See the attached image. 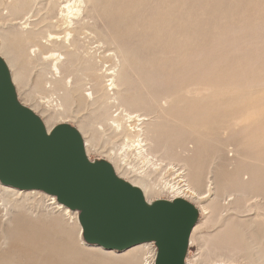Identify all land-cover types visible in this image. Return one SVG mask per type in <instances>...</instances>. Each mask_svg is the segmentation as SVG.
<instances>
[{
  "label": "rangeland",
  "instance_id": "obj_1",
  "mask_svg": "<svg viewBox=\"0 0 264 264\" xmlns=\"http://www.w3.org/2000/svg\"><path fill=\"white\" fill-rule=\"evenodd\" d=\"M14 1L0 0V55L6 58L3 53L9 52V57L13 54L17 57L9 70L16 101L25 109L32 110L46 123L49 131L61 124L81 133L88 143L89 161L110 164L115 175L125 182L146 183L148 203L174 198L175 195L169 191H148L151 185L156 189L163 188L161 177L168 175L172 185L184 188L185 194L179 193L183 195L181 198L195 206L196 223H202L204 217L198 208L200 203L191 191L185 190L192 174L182 177L178 173L180 170H174L179 168L176 164L185 163L191 169L194 164L210 162L208 158L198 160L189 157V153H183L180 143L187 139V128L191 129L189 125H198L194 123L198 119L195 116L190 118L188 114L196 111L197 107L211 108L213 100L202 98L208 91L198 95L180 91V88L188 82L213 80L217 74L220 78L214 81L223 80L221 77L228 79L227 68L231 62L238 67L245 60L244 55L254 58L264 55V0H82L81 4L68 0L67 3L79 8V13L67 18L77 22L79 30L77 34L71 32L70 36H66L71 29L63 26L67 24H64L61 12L67 0H32V12L22 14V18L15 22L29 18L35 23L36 32L43 31L45 37L54 35L51 40L44 39L46 42L41 49L46 55L53 52L62 55V68L69 72L67 80L81 78L82 83L79 84L82 88L75 92L54 80V72L50 69L51 57L48 60H28L23 55V48L30 44L25 43V35L21 31L16 32L19 31L17 25L5 18L7 8ZM57 19L60 21L55 23ZM73 37L76 42L69 47ZM34 49L32 47L29 51ZM86 64L94 67V76L85 73ZM114 67L118 68V76L127 74L126 82L110 91L106 86L110 77L106 73ZM200 77L203 79H198ZM93 83L97 85L96 94L90 101L86 94L90 92L89 84ZM170 92H173L172 101L164 99ZM112 96L117 98L116 101ZM252 102L256 109L263 108L264 94L260 98L254 97ZM124 109L137 110V113L150 118L158 115L155 117L158 126H146L147 130L156 128L153 145L159 151L156 156L151 155L152 152L150 155L140 153L134 136L129 134L126 137L124 132L112 126V115L118 113L116 117L120 118ZM124 122L127 128L135 124L134 121ZM197 145L204 150L212 147L207 142ZM221 171L219 168L216 170L218 174ZM232 187H239V184ZM196 189L203 191L204 185L196 186ZM225 189L232 190L230 186H225ZM37 196L29 198L22 211L13 207L12 198L3 201L7 212L0 226L3 236L0 255L4 259L0 264H35L27 260L24 252L14 253L17 245L35 251L38 257L45 255L47 250L52 254L50 247H62L64 258L60 264L123 263L126 250H114L110 254L102 249L89 250L88 247L93 246L77 241L78 225L68 216L54 212L50 208L52 205H44L46 202L35 198ZM3 202L0 197L1 206ZM231 211L228 216L239 221L247 218L242 216L247 213L237 215L236 211ZM211 216V221L201 225L191 245L187 246L184 263L248 264L252 252L247 249L246 241L240 238L233 244L224 242L223 221L214 223V210ZM17 218H22L25 224L17 223ZM3 229L6 234H3ZM25 231H33L34 235L28 240L24 237L17 240V235ZM245 236L248 237L247 233ZM137 255L142 258L144 254ZM197 257L199 259L195 260Z\"/></svg>",
  "mask_w": 264,
  "mask_h": 264
},
{
  "label": "bare ground",
  "instance_id": "obj_2",
  "mask_svg": "<svg viewBox=\"0 0 264 264\" xmlns=\"http://www.w3.org/2000/svg\"><path fill=\"white\" fill-rule=\"evenodd\" d=\"M31 1L32 0H16L13 2L12 6L7 8V11L5 12V18L10 22H14L12 24L17 25L19 31L16 32L20 33L21 31L22 35H25V43L30 44L29 47L23 48V55L26 56L28 60H37L41 58L48 60L51 57L52 61L50 62V69L54 72V80L57 83L68 87L67 89H69L71 92L79 91V89L82 88V85L79 84L82 83L81 78L67 80L69 77V72L62 68V55L60 53L54 52L46 55L41 49L46 42V40L44 41V39L51 40L53 39L52 36L54 35L48 34V36L45 37L43 31L38 30L36 32V30L34 29L35 23L31 22L29 18H27L24 22H15L18 19L22 18V14V16H24L32 12ZM67 2L68 0L65 4L63 3L64 5H62L61 7V12L64 16V24H67L63 26H67V28L71 29L69 30L70 32H67L66 36H70L71 32L77 34L79 30L77 25L75 24L77 22H74L70 19L68 20L67 18H70L71 14L79 13V8L76 9L72 6V4H69ZM76 2H79L81 4L82 0H76ZM56 18L57 17H55V19ZM75 18L77 20V17ZM59 21L60 19H57L55 23H58ZM75 34H73V36L76 37ZM75 37H73L72 41L68 43L69 47L75 44ZM57 38L58 37H55L54 39ZM32 47L36 49L29 51ZM3 54L6 56V58L3 57V59L0 55V59L3 61L7 70L9 71L12 61L15 62L17 60V57L15 54L9 57V52ZM7 54L9 55L7 56ZM243 57L246 58L243 62L240 63V66L235 67V62H231L228 65L229 68H227V71L231 72H228V74H230V77L228 79L226 77H221V79L223 80L214 81L219 77V75L217 74L216 76H214L215 78L213 80L188 82L186 86L180 88V91L183 90L198 95H201L202 93L208 91L206 96H203L202 98L213 100V106H209L211 108L198 109L197 107L196 111L190 112L188 114L190 118L192 116H195L196 119H198L194 122L198 125H189V127L191 128H187L189 135L187 139L182 140V142L180 143V145L184 148L183 153H185L186 155L189 153V157L191 156L193 159L198 160L201 158H204V160L205 158H208L207 160H209L210 162L206 163L205 161L202 165L194 164L193 168L191 169L188 168L187 164L185 163L181 165L176 164L179 168L174 171L180 170V172L178 171V173H180L181 176L188 175L189 173L192 174L191 180L187 178L188 182L186 181L187 185L185 190L191 191L193 197L197 198L196 200H198V202L200 203L198 205V208L202 211V215L204 217L202 223L197 224L195 222L192 225L187 238V246L192 243L193 237L195 236L197 231L202 228L201 225L211 221V215L214 210L216 212V219L214 223H219L221 220L223 221L222 230L225 231L226 234L224 238H222L223 241L233 244L235 241L241 238L243 242L246 241L245 244L247 245V249L249 248V250L252 252L250 253L248 264H264V107H259L256 109L252 102V99L254 97L260 98L264 94V55L261 57L258 56V58H254L252 55L247 54ZM127 61L128 60L125 59V62ZM207 69L209 70L210 67ZM117 70L118 68L114 67L112 70H109L110 72L106 73L110 77L108 79V81L110 82L106 85L107 89L110 91L114 88L118 89L119 86L123 85L126 82L127 74H119L118 76L116 73ZM94 71V67L86 64L85 73L88 72L89 76L92 77L95 74ZM10 78L12 81L11 75ZM198 79H203V77H200ZM88 80L94 81L90 78H88ZM96 86L97 85L94 83L89 84L90 92L86 94L87 100L93 101L95 99ZM172 94L173 92H170V94L164 97V99H170V101H172ZM112 99L116 101L115 99L117 98L112 96ZM122 112L124 113L120 118L116 117L118 113L116 115H112V126H114L115 130L124 132V134L127 135L126 137H128L129 134L134 136V139L137 141L140 153L150 155L152 152L151 155L156 156V153H158L159 151L155 150V148H153V145L156 141H154V138L157 131L156 128L147 130L146 126H152L153 124L158 126V123L156 124V118L158 117V115L155 114L156 116H152V118H150L148 117V115L137 113V110L124 109ZM210 113L212 115L211 117ZM125 120L129 122L134 121L135 124L132 126V128H127L125 126ZM40 122L47 135L50 134V132L58 126H55L51 131H49V129L45 126L46 123L44 124L42 121ZM177 123L178 122H176L175 124ZM198 126L199 128L196 129L195 127ZM177 127L181 126L178 125ZM79 136L82 142L85 156L87 158L88 143L87 141H84L81 133H79ZM202 142L210 143L212 147L206 148V150L198 147L199 145L197 144ZM187 146H189V148ZM232 165L237 166H235V168H229ZM218 168L222 169L221 174H218V172H216ZM177 176H179V174ZM167 177L168 175H163L161 177L162 183L164 185L163 188L156 189L154 188L155 186L151 185L149 188L150 190L148 191L151 192L153 190H156L158 192H172L171 194L175 195L173 199L185 200L190 206H192L195 211H197L193 204H191L186 199L181 198L183 197V195H180L179 193L183 194L184 188H182L180 185L179 187H176L175 184L172 185L170 183L171 181ZM223 183L224 185L221 186ZM238 184L239 187H232V185ZM128 185L133 186L140 191L143 197V201L147 206L159 202L155 201L152 203H148L146 201V191L148 189L146 183H134L130 181ZM200 185H204L203 191H198L196 189V186ZM225 186H230L232 190L226 191ZM223 190H225V193H227L226 195L225 193H222ZM34 195H38L35 198H40V200L46 202L44 203V205H52L50 208L54 212H57L60 216H68L69 218H71L73 223L76 226L78 225L77 241H83V243H86L84 239L82 240L83 234L82 227L79 222L78 210L64 205L57 200L55 195L50 194L46 191L36 188H18L8 184H4L0 180V197L2 202L6 200V198H12L14 200L13 207L19 211H22L25 202H27L29 198L34 197ZM19 199H21V201H19ZM213 205H218L219 207L212 208ZM0 207L3 210L2 212V210L0 209V211L2 212L0 216L1 226V224L3 223V215H5V213L7 212V209H4V202L2 203V206L0 205ZM231 210L236 211L237 215L247 213L245 215H242L247 216V218L241 219L239 221L231 216H228V214L230 213L229 211ZM16 222L19 224H25V221H23L22 218H17ZM4 232L5 231L3 229V234ZM31 232L33 231H25L23 234L17 235V240H21L23 237L28 240L29 237L34 235ZM246 233L248 237L245 236ZM2 238V232H0V241L2 240ZM247 238L249 239L248 241ZM3 240L7 239L4 238ZM86 244L89 246H93L88 247L89 250L102 249L105 250L108 254L114 252V250H106L99 245L88 243ZM124 250H126V255L122 259V264H155L156 251L153 249L151 241L141 242L132 245ZM17 251L24 252V256L27 258V260H30L35 264H60L61 262H63L64 258L62 247H50V251H52V254L47 250V252H45L46 254L40 257L35 254V251L23 248L20 245L15 246L14 253ZM141 252L144 254L142 258L137 255ZM198 259L199 257H197L195 260ZM3 261L4 259L2 255H0V263H3Z\"/></svg>",
  "mask_w": 264,
  "mask_h": 264
},
{
  "label": "water",
  "instance_id": "obj_3",
  "mask_svg": "<svg viewBox=\"0 0 264 264\" xmlns=\"http://www.w3.org/2000/svg\"><path fill=\"white\" fill-rule=\"evenodd\" d=\"M41 120L15 98L0 59V180L36 188L79 211L83 239L106 250L153 241L155 264H185L183 255L197 211L185 200L147 206L140 191L110 164L88 161L79 132L58 125L46 134Z\"/></svg>",
  "mask_w": 264,
  "mask_h": 264
},
{
  "label": "built area",
  "instance_id": "obj_4",
  "mask_svg": "<svg viewBox=\"0 0 264 264\" xmlns=\"http://www.w3.org/2000/svg\"><path fill=\"white\" fill-rule=\"evenodd\" d=\"M151 245H152V247H154L153 249L156 251V254H157V247L153 241H151ZM155 259H156V257H155Z\"/></svg>",
  "mask_w": 264,
  "mask_h": 264
}]
</instances>
